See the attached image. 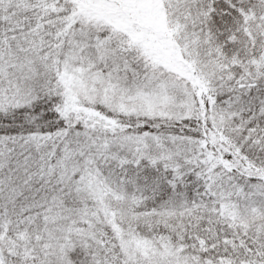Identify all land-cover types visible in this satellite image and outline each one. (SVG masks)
I'll return each mask as SVG.
<instances>
[{
    "label": "snow or ice",
    "instance_id": "obj_1",
    "mask_svg": "<svg viewBox=\"0 0 264 264\" xmlns=\"http://www.w3.org/2000/svg\"><path fill=\"white\" fill-rule=\"evenodd\" d=\"M0 264H264V0H0Z\"/></svg>",
    "mask_w": 264,
    "mask_h": 264
}]
</instances>
